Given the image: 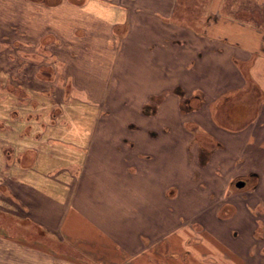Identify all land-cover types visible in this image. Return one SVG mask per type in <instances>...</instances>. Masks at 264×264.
Masks as SVG:
<instances>
[{
  "label": "crops",
  "instance_id": "crops-1",
  "mask_svg": "<svg viewBox=\"0 0 264 264\" xmlns=\"http://www.w3.org/2000/svg\"><path fill=\"white\" fill-rule=\"evenodd\" d=\"M203 1L191 20L184 0L180 8L179 0H8L0 63L17 67L0 69V94L8 95L0 101V193L31 224L72 243L75 255L0 225V264H112L95 258L100 250L143 264L142 240L163 233L155 232V192L165 198L167 188L155 190L154 164L144 167L153 152L127 134L149 107L161 112L163 147L172 149L176 127L191 123L219 143L201 162L205 143L185 129L172 154L177 170L197 173L187 188L203 181V204L213 205L194 218L205 230L197 239L225 264H264V0ZM16 15L23 23H12ZM138 78L144 87L130 82ZM46 95L59 101L45 103ZM186 97L197 107L171 119L170 101L183 107ZM250 173L252 186L234 188ZM87 216L89 229L80 230ZM174 239L162 241L178 258L187 239ZM222 246L229 256H217Z\"/></svg>",
  "mask_w": 264,
  "mask_h": 264
},
{
  "label": "rangeland",
  "instance_id": "rangeland-1",
  "mask_svg": "<svg viewBox=\"0 0 264 264\" xmlns=\"http://www.w3.org/2000/svg\"><path fill=\"white\" fill-rule=\"evenodd\" d=\"M182 3L183 0H179V8H180V4ZM184 3H189L190 7L188 9H189V14H191L190 17L191 20H194V17L200 15L202 10L204 9L203 0L202 1L184 0ZM8 5H9L8 0H0V39L7 37ZM19 16L16 15V21L12 20V23L13 22L14 23L16 22L17 24L23 23L24 16L23 15H19ZM19 34L20 33H18L17 37H19ZM6 53H7L6 46L4 48L0 46L1 56H5ZM16 67H17V63L16 64L15 63L9 64L6 62L0 63V69L3 71H8V69L10 68L15 69ZM51 69L52 68L48 67L47 70H51ZM6 82H7L6 77H0V86H1L0 92H2L3 85L7 86ZM130 82H132L134 87L135 84L140 85V86L138 85L139 87L137 88L144 87L143 79L141 78L132 79L130 80ZM52 87L54 86L52 85ZM50 91L53 90L50 88L48 92ZM243 91L245 92H241L242 94L241 97H243L244 94L248 92L247 90H243ZM144 95L145 93L144 94L142 93L140 94V96H137L138 102H140L141 99L146 97ZM238 95H240V93ZM41 98L43 99V97ZM247 98L248 97L244 98V100H247ZM58 99L51 97L49 98V96L46 95L44 96L43 100L45 103L52 104L55 103L56 101H59ZM193 99L194 98H192V100ZM184 100L187 101L188 97L183 99V104H184ZM0 101L7 102L8 95L4 93L0 94ZM32 101L37 102L35 98H33ZM170 102L171 103L168 107L170 108V110L167 111L166 114L167 115L169 114L168 116L171 119L174 116H176V114L178 118L179 116L182 117V115L186 113V110H188L187 104L184 105L183 107L180 104L181 106L180 107L178 104L175 103V101H170ZM189 105L191 104L189 103ZM38 112L39 111L35 110L34 108V110L30 112V114L32 116L33 115L37 116ZM132 113L133 115H135L134 111H132ZM52 114H55V112L49 113V115ZM160 114L161 112L160 111L158 112L157 108L153 110L152 107H149V110H147L146 112L142 111L140 116L135 115V118L137 117L138 119L137 123L139 125V128H135V129L133 128L134 130L127 132L129 136H139L140 139L143 140L140 142L139 145L146 153L153 152L152 153L153 157L145 164L144 167L151 169L152 165L154 164L155 174L153 175L152 183H153V187L155 186V190H160L161 188L167 187L166 191L164 190L165 191L164 194L166 195L165 198L162 195V193L161 196L159 197L157 196L158 192H155L156 195L155 196V232H159L162 229L163 233L155 235V240H153L152 238L148 239L147 236L144 240H142L143 250L139 251V259L142 258L143 264H225L224 258L216 257L215 254L212 255L208 253L210 249L208 246H206L205 241L204 243H201L203 240H201L200 238L197 239V237H199L197 236V234L199 232L203 233L205 230L204 227L200 229L197 221L194 219L195 216H199V218L203 216L206 217L208 214L211 213L212 210H214L212 209L213 205L203 204L204 200H202V195L204 192L201 190V183L203 181L201 180L202 182H199V184L195 182L187 188V183L190 182V179L195 181L197 180L196 177L197 173L192 170L188 171V169L187 168L185 169L184 166L181 167V170H177L180 169L179 160L175 159L174 161V156L172 155L174 152L176 153L179 150L178 142L180 141L179 146L183 144L182 137L186 133L185 129H189L190 131H193L195 133L194 135L196 140L204 141L205 144L203 146L206 149L208 148L211 150V149H216L217 147V149L219 150V148L216 144L213 143V141H211V137L206 139L203 135H201V132H198L196 127H194V123H191L190 125L185 124L184 129L181 126L176 127L178 131L176 130L175 133L176 135L174 136V138L177 141L171 140L172 149H169V147L168 148L163 147L165 143L161 144L160 141H158L159 138H157V132L160 131L159 124L163 122V118L161 117ZM170 121L172 122V120ZM146 123L152 124V128H153L152 131L148 132L146 130L148 126V124ZM177 137L179 138L177 139ZM206 161L207 160H205V162ZM169 166L172 169L177 170L175 172H172L173 175L171 174L170 171H168ZM200 169H202V167L198 165L197 167H195V170H197L202 174ZM185 172L187 173V177L183 175ZM188 175H190V178H188ZM151 187L152 185L150 186V189ZM138 189H139L137 190L138 194L143 195L141 194V190L139 187ZM143 193H145V189ZM3 197L4 196L0 193V225L4 226L7 232L15 233L18 234L19 236L27 237L38 242L39 241L43 242L46 245H48V247H51L54 250L64 252L68 257H74L75 254L72 243L68 241H60L54 235H47L43 230L31 224L24 217L22 211H20L17 207L10 205L11 204L10 202L7 203L6 200H3ZM129 202L130 201L128 200V203ZM124 209H126V206L124 207ZM88 217L90 216L84 217L83 224L82 226L79 227L80 230L83 229V231H86L89 229L87 220L90 221V218L88 219ZM128 226L130 227L131 225L126 224L127 230H128ZM129 230H134V228L131 227L129 228ZM149 230L150 232H153L151 231V229ZM168 235L174 237L176 240H178L177 238L187 239L183 246L184 249L181 248L178 250L180 255L178 256V258H174L173 255L169 254V252H171L169 250V245H167L165 241H162V240H166ZM201 237H203V235H201ZM203 238H205L206 242L208 239H211L210 237H208V234H206V236L204 235ZM212 242L215 243L216 241L212 240ZM81 252L83 253L85 252L86 254L88 253V250H83ZM212 252H215V250L212 249ZM142 253L143 255H141ZM223 254L224 257H226V255L229 256L227 249L222 246L220 249V253H217V256H222ZM87 255L86 256L76 255V257H80L83 260L87 261V258L89 257ZM119 257L120 256L116 251L109 252L107 250L104 251L100 250V252L97 254L95 258L97 260H100L101 262L107 261L110 263L113 262L112 264H120L118 263ZM121 258L124 259L125 257L121 256ZM125 259L123 261H125Z\"/></svg>",
  "mask_w": 264,
  "mask_h": 264
},
{
  "label": "flooded vegetation",
  "instance_id": "flooded-vegetation-1",
  "mask_svg": "<svg viewBox=\"0 0 264 264\" xmlns=\"http://www.w3.org/2000/svg\"><path fill=\"white\" fill-rule=\"evenodd\" d=\"M192 98H194V97H190V98H188V103H187V111H191L192 109H195L196 107H197V105L195 104V105H189V101L192 99ZM186 101V102H187ZM216 145H218L219 146V143L218 142H216L215 143ZM200 152H201V162H204V160L203 159H205V154H206V152H207V150H206V148H204V147H201V150H200ZM255 178V174L254 173H250V174H247V175H245V176H238V177H236L235 178V180H233V182H232V185L234 186V188H236V189H244V188H247L248 186L250 187V186H252L253 185V179ZM238 181H242L243 182V185L242 186H240V187H238L237 185H236V183L238 182Z\"/></svg>",
  "mask_w": 264,
  "mask_h": 264
},
{
  "label": "water",
  "instance_id": "water-1",
  "mask_svg": "<svg viewBox=\"0 0 264 264\" xmlns=\"http://www.w3.org/2000/svg\"><path fill=\"white\" fill-rule=\"evenodd\" d=\"M236 185H237L238 187H240V186L243 185V182H242V181H238V182L236 183Z\"/></svg>",
  "mask_w": 264,
  "mask_h": 264
}]
</instances>
